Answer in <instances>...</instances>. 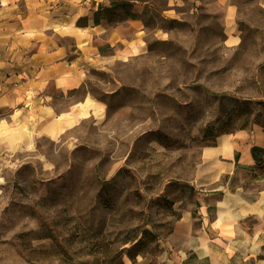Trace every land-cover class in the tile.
Returning a JSON list of instances; mask_svg holds the SVG:
<instances>
[{"label":"rangeland","instance_id":"obj_1","mask_svg":"<svg viewBox=\"0 0 264 264\" xmlns=\"http://www.w3.org/2000/svg\"><path fill=\"white\" fill-rule=\"evenodd\" d=\"M108 1L141 10L146 47L90 70L67 97L54 92L57 110L85 95L103 102L100 121L16 148L0 133V264H146L172 198L191 199L183 179L198 173L201 149L255 124V113L236 111L264 101V0ZM9 118L0 109V123ZM231 180L264 187L241 166ZM144 229L156 238L133 255Z\"/></svg>","mask_w":264,"mask_h":264},{"label":"crops","instance_id":"obj_2","mask_svg":"<svg viewBox=\"0 0 264 264\" xmlns=\"http://www.w3.org/2000/svg\"><path fill=\"white\" fill-rule=\"evenodd\" d=\"M104 1L0 0V109L10 111L0 133L12 148L37 136L58 138L86 119L103 117V102L91 96L60 110L51 100L54 92L67 97L86 87L90 70L110 68L146 47L141 10L130 9L133 33L124 36L117 19L95 15L99 5L113 2ZM254 145L264 147L258 124L223 133L201 149L198 173L183 179L192 187L191 199L182 193L172 198L169 228L145 263L264 264V187H229L237 166L254 164Z\"/></svg>","mask_w":264,"mask_h":264},{"label":"trees","instance_id":"obj_3","mask_svg":"<svg viewBox=\"0 0 264 264\" xmlns=\"http://www.w3.org/2000/svg\"><path fill=\"white\" fill-rule=\"evenodd\" d=\"M126 3L124 2H113L111 3V6H105V7H101L99 5L98 10L96 11L95 15H97L99 12H102L105 16H108V18H114L116 19L117 15H116V10L117 9H122L124 11V13L126 14L127 17H129V11L130 10H125L124 8H126ZM83 18H79L77 20L78 24L82 23ZM226 95V94H223ZM246 99V98H245ZM249 100V99H248ZM249 103H251V107L249 108H240L236 111V114H243L245 113L248 117L250 115H252L253 113H255V118L251 121V123H255L258 124L260 126L263 127L264 129V120L260 121L261 119V114L259 112L258 108H263L264 110V101L262 100H255V101H250ZM247 123V120H246ZM245 127H240L238 129H244ZM237 130V129H235ZM233 130V131H235ZM228 132H232V131H228ZM225 132V133H228ZM216 142V140L212 143L214 144ZM211 144V145H212ZM251 154L254 160V164L249 166V167H242L246 172H247V176L249 177V180H253V182H264V147H259V146H252L251 148ZM246 185V184H245ZM242 187H245L244 185H241ZM247 187V186H246ZM155 237V235L148 229H144L143 231H141V236L135 238L134 242L132 243V245L129 247L128 250H132L133 251V255L136 254H143L144 250L147 248L148 243L151 242ZM131 258L132 255H130ZM146 264H153L151 262L146 263Z\"/></svg>","mask_w":264,"mask_h":264}]
</instances>
